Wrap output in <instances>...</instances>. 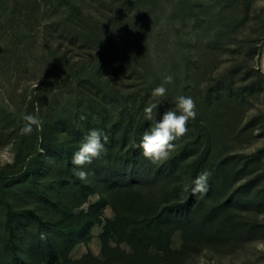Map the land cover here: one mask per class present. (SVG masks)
I'll use <instances>...</instances> for the list:
<instances>
[{
    "label": "rangeland",
    "instance_id": "rangeland-1",
    "mask_svg": "<svg viewBox=\"0 0 264 264\" xmlns=\"http://www.w3.org/2000/svg\"><path fill=\"white\" fill-rule=\"evenodd\" d=\"M74 2L88 21L99 22L97 28L104 36L98 49L107 55L97 53L95 42L72 37L58 22L57 17L65 13L61 0H9L7 5L0 6V234L4 232V200L10 201L16 211L22 207L38 208L40 204L24 194L10 193L8 177L26 173L24 182L33 177L42 183L52 178L51 172L31 173L32 159L43 153L39 136L42 130L34 129L30 136L21 135L24 114L38 115L43 123L52 118L57 122L62 117L66 131L73 127L86 131L88 124L84 120L88 118L115 119L122 113L129 118L130 111L135 120L131 124L122 120L120 126L132 127L139 133L152 124L144 116L147 105L158 104L155 119L159 120L166 110L175 109L178 96L192 97L196 119L189 120L187 134L173 142L176 150L170 158L179 154L184 145L189 148L184 152L194 153L197 143L209 138L208 163L213 166L222 162L225 168L234 167L226 185L237 175L229 187L225 186V196L246 180L251 185L254 175L264 178V75L257 59L264 42V0ZM133 34L137 39L146 38L139 48L145 46L146 53H135L140 65L132 74L130 70L112 71L120 58L113 49ZM64 58L79 72L71 76L59 73L57 66L62 65L60 60ZM144 66L148 75L142 73ZM169 75L173 83L165 84L166 95L152 96L153 89ZM59 123L53 124V128L57 129ZM157 185L160 190L168 186L164 179ZM252 195L253 189L250 200ZM98 199L99 194L93 193L74 211H86ZM250 205L242 204L251 208L244 209L243 214L264 224V205H257L254 212ZM112 217V208L105 206L102 223L90 227L86 242L71 247L69 259L78 262L87 253L102 261L99 236L105 220ZM109 243L118 247L119 261L108 264L137 263L136 258L129 262L133 251L126 242L118 244L111 238ZM169 243L171 249L181 247L180 231L170 235ZM152 262L264 264V230L241 242L200 244L197 250L182 255L165 256L151 248L144 264ZM36 264L63 262L60 254H55Z\"/></svg>",
    "mask_w": 264,
    "mask_h": 264
},
{
    "label": "trees",
    "instance_id": "trees-1",
    "mask_svg": "<svg viewBox=\"0 0 264 264\" xmlns=\"http://www.w3.org/2000/svg\"><path fill=\"white\" fill-rule=\"evenodd\" d=\"M8 1L0 0V6L7 5ZM61 5L65 13L57 17L58 22L72 37L95 42V49H98L104 36L103 31L97 28L99 22L88 21L74 0H61ZM125 6L126 3L122 10ZM145 40V37L137 39L133 34L113 49V53L119 54L120 58L113 64L112 71L121 69L134 73L140 65L135 53H146L145 46L139 49L141 41L145 43ZM263 49L264 42L260 46V56ZM97 51L99 55H107L102 50ZM64 56V53L61 54V58ZM64 59L60 60L62 65L57 66L59 73L71 76L79 72L77 67ZM142 73L148 75L149 70L144 66ZM128 113L129 118L124 113L115 119L88 118L84 120L88 124L86 131L77 127L66 131L67 124L62 117H58L57 122L52 118L43 123L39 135L43 153L32 159L31 173L51 172L52 178L42 183L33 177L24 182L26 173L15 178L8 177L10 193L24 194L40 204L38 208L22 207L16 211L10 201L4 200L0 264H36L55 254H60L63 264H108L119 261L118 247L110 245L111 238L116 239L118 244L126 242L129 245L133 251L129 262L136 258V264H144L151 248L165 256L182 255L197 250L200 244L220 240L241 242L264 230V224L254 216L252 219L251 215L243 214L244 209L248 211L251 208L242 206L243 203H250L254 212V208L259 207L257 205H264V178L260 174L253 176L251 185L246 180L225 196V186L229 187L237 175H233L230 184L226 185L234 167L225 168L222 162L213 166L208 163L209 138L203 141L199 138L198 150L192 154L184 152L189 150L188 145H184L179 154H174L162 164H152L137 147L144 129L137 133L132 127L120 126L122 120L124 124L135 120L133 113ZM58 123L60 125L54 129L53 124ZM93 129L107 135L106 152L79 169L71 163V159ZM74 170L86 171L87 180L78 179ZM204 171L210 173L208 191L193 195L194 181ZM162 179L168 185L166 190H160L157 185ZM185 185H188V191H184ZM2 191L6 193V190ZM93 193L99 194L95 203L90 204L86 211H74ZM107 205L112 208L113 217L105 220L99 236L104 259L100 261L86 253L78 262L70 260L68 252L71 247L87 241L90 227L102 223V210ZM174 231H180L182 239L181 247L175 250L170 248L169 243Z\"/></svg>",
    "mask_w": 264,
    "mask_h": 264
},
{
    "label": "clouds",
    "instance_id": "clouds-1",
    "mask_svg": "<svg viewBox=\"0 0 264 264\" xmlns=\"http://www.w3.org/2000/svg\"><path fill=\"white\" fill-rule=\"evenodd\" d=\"M257 59L260 61L258 68L264 69V56L257 57ZM171 83H173L172 76L164 77V82L153 89L152 96L164 97L167 92L165 84ZM175 105V109L166 110L159 120L155 119L157 115L155 110L158 109V104L151 103L143 110L145 119L152 121V124L143 133L137 147L142 149L144 158L152 164H162L170 158L176 150V145L173 142L186 135L189 120L196 119V104L192 97L178 96ZM21 119L23 121V126L20 128L21 135L30 136L34 129L37 131L42 130L43 121L38 115L24 114ZM107 141V135L101 130H91L79 150L73 154L71 163L79 169H82L86 164H91L94 158H98L106 152L105 143ZM74 175L82 181L87 180L88 177V173L84 170H74ZM209 176L210 173L207 171L197 176L191 189L193 195L208 191ZM184 191H188V185L184 186Z\"/></svg>",
    "mask_w": 264,
    "mask_h": 264
},
{
    "label": "water",
    "instance_id": "water-1",
    "mask_svg": "<svg viewBox=\"0 0 264 264\" xmlns=\"http://www.w3.org/2000/svg\"><path fill=\"white\" fill-rule=\"evenodd\" d=\"M261 56H264V49L263 51L261 52ZM261 73L264 75V69H260Z\"/></svg>",
    "mask_w": 264,
    "mask_h": 264
}]
</instances>
